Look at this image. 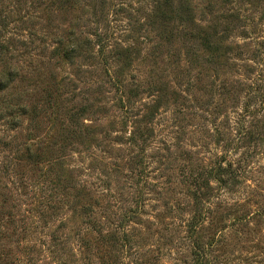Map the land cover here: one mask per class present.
Instances as JSON below:
<instances>
[{
	"label": "rangeland",
	"instance_id": "1",
	"mask_svg": "<svg viewBox=\"0 0 264 264\" xmlns=\"http://www.w3.org/2000/svg\"><path fill=\"white\" fill-rule=\"evenodd\" d=\"M182 1L0 0V264H264V0Z\"/></svg>",
	"mask_w": 264,
	"mask_h": 264
},
{
	"label": "trees",
	"instance_id": "2",
	"mask_svg": "<svg viewBox=\"0 0 264 264\" xmlns=\"http://www.w3.org/2000/svg\"><path fill=\"white\" fill-rule=\"evenodd\" d=\"M170 0H167V3H169ZM187 0H183L180 4V6L184 5ZM226 28H230L226 26ZM213 34L216 32L213 30ZM67 39L60 38L56 41L58 47L62 49V56L66 59L72 60L75 56L81 55L83 52L91 53L93 52V44H96L97 47V55L101 57H107V56H114L117 60H120L121 58L126 56L127 47L125 46H119V44L112 45L110 44V41L112 40L111 37H109L106 33H100L95 32L94 33V40L83 37L82 35H78L76 33H71V35H67ZM210 36H202L201 39L206 42ZM207 43V42H206ZM113 46V47H112ZM110 47H112L110 49ZM108 48L110 50H108ZM83 50V51H82ZM0 82H2V79H0ZM0 88H3L2 84H0ZM2 111V109H1ZM2 116L0 117V119ZM70 118V117H69ZM220 168V167H219ZM222 168V165H221ZM218 170V169H217ZM189 229L188 231L193 234V236H196V228L197 225L195 223H191L188 225ZM108 236V240H115L114 235L112 232H107L106 234ZM196 249V248H195ZM196 252L198 253V256H201V253L198 249H196ZM197 264H207V262H204V258H200L199 262L197 259Z\"/></svg>",
	"mask_w": 264,
	"mask_h": 264
}]
</instances>
